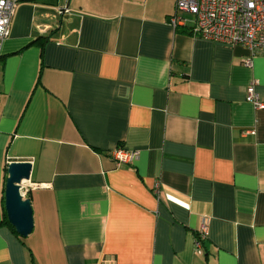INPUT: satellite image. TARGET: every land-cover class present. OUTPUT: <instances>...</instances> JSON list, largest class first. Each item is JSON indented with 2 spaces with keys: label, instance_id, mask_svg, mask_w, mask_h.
Masks as SVG:
<instances>
[{
  "label": "crops",
  "instance_id": "obj_1",
  "mask_svg": "<svg viewBox=\"0 0 264 264\" xmlns=\"http://www.w3.org/2000/svg\"><path fill=\"white\" fill-rule=\"evenodd\" d=\"M174 4L18 0L0 49V264H264V110L245 100L255 81L264 102V54L185 15L173 29ZM118 147L138 158L117 166ZM13 162L31 165L25 238L5 223Z\"/></svg>",
  "mask_w": 264,
  "mask_h": 264
},
{
  "label": "built area",
  "instance_id": "obj_2",
  "mask_svg": "<svg viewBox=\"0 0 264 264\" xmlns=\"http://www.w3.org/2000/svg\"><path fill=\"white\" fill-rule=\"evenodd\" d=\"M17 5L18 0H0V49L10 34ZM63 12L68 10L64 9ZM182 15L192 17L190 31L193 35L227 47L240 46L249 51L251 56L264 54V0H175L174 12L168 20L173 29L184 25L185 18ZM242 64L250 67L251 59H243ZM255 85L254 81L246 88L245 100L256 111H262L264 102L255 92ZM138 155L136 150L120 147L110 153L117 166L132 164ZM24 183L21 184V194L25 197ZM154 192L159 195L158 184ZM206 236V227L202 225L196 232L195 246L198 250Z\"/></svg>",
  "mask_w": 264,
  "mask_h": 264
},
{
  "label": "water",
  "instance_id": "obj_3",
  "mask_svg": "<svg viewBox=\"0 0 264 264\" xmlns=\"http://www.w3.org/2000/svg\"><path fill=\"white\" fill-rule=\"evenodd\" d=\"M29 163H10L7 167L4 198L8 223L16 234L25 238L33 229V217L30 200L21 194V184L30 180Z\"/></svg>",
  "mask_w": 264,
  "mask_h": 264
},
{
  "label": "trees",
  "instance_id": "obj_4",
  "mask_svg": "<svg viewBox=\"0 0 264 264\" xmlns=\"http://www.w3.org/2000/svg\"><path fill=\"white\" fill-rule=\"evenodd\" d=\"M5 223H6V225H8L9 227H10V229L12 230V231H14L15 232V230L13 229V227H11L10 225H9V223H8V221H7V218L5 219ZM204 242V241H203ZM202 242V243H203Z\"/></svg>",
  "mask_w": 264,
  "mask_h": 264
},
{
  "label": "rangeland",
  "instance_id": "obj_5",
  "mask_svg": "<svg viewBox=\"0 0 264 264\" xmlns=\"http://www.w3.org/2000/svg\"><path fill=\"white\" fill-rule=\"evenodd\" d=\"M185 17H186L187 19H192V17H191V16H188V15H185Z\"/></svg>",
  "mask_w": 264,
  "mask_h": 264
}]
</instances>
